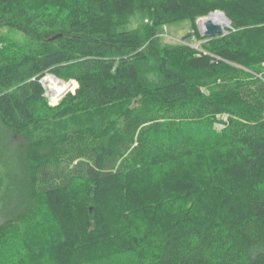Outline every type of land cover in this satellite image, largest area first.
I'll return each instance as SVG.
<instances>
[{
    "label": "trees",
    "instance_id": "1",
    "mask_svg": "<svg viewBox=\"0 0 264 264\" xmlns=\"http://www.w3.org/2000/svg\"><path fill=\"white\" fill-rule=\"evenodd\" d=\"M215 10L228 34L163 46ZM2 27L0 264H264V0H0Z\"/></svg>",
    "mask_w": 264,
    "mask_h": 264
},
{
    "label": "rangeland",
    "instance_id": "2",
    "mask_svg": "<svg viewBox=\"0 0 264 264\" xmlns=\"http://www.w3.org/2000/svg\"><path fill=\"white\" fill-rule=\"evenodd\" d=\"M218 11L222 12L220 10H215L213 12H210L206 16L199 17L196 20L195 24L192 23L190 20H180V21H176L173 23H167V24H163V25L159 26L158 33L162 39L163 46L174 48V47H177L180 45H188L189 47H191L195 50H201V48H202L201 45L204 44L205 42H207V40L201 38V37H204V35H203V30L200 28V24L203 20L209 18L212 13H215ZM150 23H151V20L148 16H146L145 14H143L140 11H137L129 18L128 24L125 26V28H127L128 30H133L136 28L145 27V26L149 25ZM231 29H232V26L230 23L229 26L224 28V30H225L224 35L228 34L229 30H231ZM189 33L194 35L193 38L191 40L190 39L184 40V37ZM0 35L8 36L9 39L16 40V41L22 40V36L17 31L10 29L8 27H2L0 29ZM224 35H219V36H224ZM208 38H212V37H208ZM48 74H52V73H47L46 75H48ZM52 75H54V74H52ZM58 79L61 80L64 84L68 85L67 91H65L62 96L66 95L69 92H75L76 91L78 86L73 90L72 85L70 84L73 81H66V80L61 79V78H58ZM44 80L45 79L43 77L42 81H44ZM45 90H48L45 92V95L48 97L50 103L57 104L61 100L62 96H60L61 98L57 99V101H54V98L52 99V93H51L52 90L50 91L48 87H47V89L45 88ZM204 90L206 91V89H204ZM54 102H56V103H54ZM219 118H220V120H223V121L227 120V117L225 115L219 116ZM215 128L217 130H221L224 128V125L221 123H216ZM190 151L193 154L194 153V147L191 148ZM195 151H197V150H195ZM182 156L183 155H180L179 158H182ZM189 158H190V160H193L195 158V156L194 157L189 156ZM207 158H210L211 160H213L211 154H208ZM174 162H173V164H175ZM159 165H160V167H162L166 170L167 169L170 170V166H172V165H170L169 162H167L164 159L160 160ZM209 165L211 166L210 171H212L214 169V166L212 168V165L211 164H209ZM169 201H171V200L169 199ZM167 205H168V203L165 204V206H167ZM174 205L178 206V202H176V204H174ZM135 216H136V214L131 217L132 218L131 220H130V218L125 219L126 223L124 222L125 225L121 228V231L126 232L129 235V237H130L129 240H131V242H133V241L138 242V241L142 240V238L152 237V235H154V231L156 230V228L153 225H151L152 223H149L148 219L140 217V215L137 218ZM140 218H143V220H141ZM114 253L115 252H112L111 254H114ZM118 253H116V255H118ZM116 255H115L114 260H109L107 264H133L132 261L126 257L125 253H123L118 258L116 257ZM148 258H150V257H148ZM92 264H97V263L94 262ZM101 264H102V262H101Z\"/></svg>",
    "mask_w": 264,
    "mask_h": 264
},
{
    "label": "bare ground",
    "instance_id": "3",
    "mask_svg": "<svg viewBox=\"0 0 264 264\" xmlns=\"http://www.w3.org/2000/svg\"><path fill=\"white\" fill-rule=\"evenodd\" d=\"M212 20L215 24H218L220 26H222L223 28H226L227 26L230 25V22L228 21V18L222 13V12H215L212 13L210 15L209 18ZM203 20L200 24V28L203 30V32L205 31V21L207 20ZM44 81L43 82V86L47 89V87L49 88V90L52 93V99L54 98V101H57V99H60L64 92L67 91L68 89V85L64 84L61 80H59L57 77H55L54 75H46L44 76ZM48 91V90H46ZM54 93V94H53ZM56 99V100H55ZM56 103V102H54Z\"/></svg>",
    "mask_w": 264,
    "mask_h": 264
},
{
    "label": "water",
    "instance_id": "4",
    "mask_svg": "<svg viewBox=\"0 0 264 264\" xmlns=\"http://www.w3.org/2000/svg\"><path fill=\"white\" fill-rule=\"evenodd\" d=\"M222 13L226 16L224 12ZM224 33H225V30L222 26L215 24L210 19H207L205 21V31L203 32V35L205 37H214V36L224 35Z\"/></svg>",
    "mask_w": 264,
    "mask_h": 264
},
{
    "label": "built area",
    "instance_id": "5",
    "mask_svg": "<svg viewBox=\"0 0 264 264\" xmlns=\"http://www.w3.org/2000/svg\"><path fill=\"white\" fill-rule=\"evenodd\" d=\"M42 82V81H41ZM42 84H43V82H42Z\"/></svg>",
    "mask_w": 264,
    "mask_h": 264
}]
</instances>
